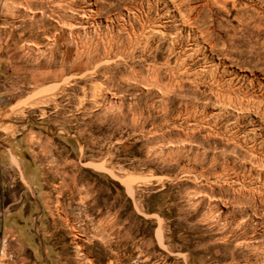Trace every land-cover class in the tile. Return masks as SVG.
<instances>
[{
    "label": "rangeland",
    "instance_id": "rangeland-1",
    "mask_svg": "<svg viewBox=\"0 0 264 264\" xmlns=\"http://www.w3.org/2000/svg\"><path fill=\"white\" fill-rule=\"evenodd\" d=\"M13 139L0 264H264V0H0Z\"/></svg>",
    "mask_w": 264,
    "mask_h": 264
},
{
    "label": "crops",
    "instance_id": "crops-1",
    "mask_svg": "<svg viewBox=\"0 0 264 264\" xmlns=\"http://www.w3.org/2000/svg\"><path fill=\"white\" fill-rule=\"evenodd\" d=\"M28 143L22 140L13 139L9 141H0V203L2 202H25V195H20V197L15 196L10 193L5 192V182L7 180V175L11 172L18 174L20 180L23 181L29 188H36L40 182V172L35 166L34 162H31L27 156L30 154V147ZM8 146L9 150L5 147ZM12 155H14L20 165V170L12 162ZM8 171V172H7ZM9 173V174H8ZM25 181L22 179V174ZM33 201L38 202V198H32ZM30 200V202L32 201ZM37 216L35 218L26 210L21 211L20 214L17 212L11 217H5L2 220V227L11 228L13 230H0L1 232H10L11 234H16L20 239L21 243L25 246H31L33 244H38V232L34 230L35 222L39 224ZM40 231V230H39ZM39 235V234H38Z\"/></svg>",
    "mask_w": 264,
    "mask_h": 264
},
{
    "label": "bare ground",
    "instance_id": "bare-ground-1",
    "mask_svg": "<svg viewBox=\"0 0 264 264\" xmlns=\"http://www.w3.org/2000/svg\"><path fill=\"white\" fill-rule=\"evenodd\" d=\"M97 168H100V169H104V166H102V165H98V166H96Z\"/></svg>",
    "mask_w": 264,
    "mask_h": 264
}]
</instances>
